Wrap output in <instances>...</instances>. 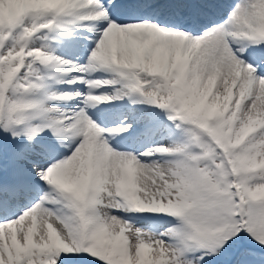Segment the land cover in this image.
Masks as SVG:
<instances>
[{
	"label": "snow or ice",
	"instance_id": "1",
	"mask_svg": "<svg viewBox=\"0 0 264 264\" xmlns=\"http://www.w3.org/2000/svg\"><path fill=\"white\" fill-rule=\"evenodd\" d=\"M0 264H264V0H0Z\"/></svg>",
	"mask_w": 264,
	"mask_h": 264
}]
</instances>
